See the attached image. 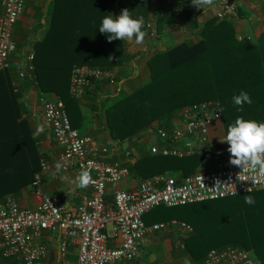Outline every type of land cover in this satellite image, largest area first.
I'll list each match as a JSON object with an SVG mask.
<instances>
[{
  "label": "built area",
  "instance_id": "2783aa9c",
  "mask_svg": "<svg viewBox=\"0 0 264 264\" xmlns=\"http://www.w3.org/2000/svg\"><path fill=\"white\" fill-rule=\"evenodd\" d=\"M238 0H218L215 17L230 20L237 12ZM0 15V72L9 69L11 56L16 50L14 26L23 12L24 0H1ZM34 52H28L17 69L21 83L28 72L34 70ZM106 79L115 82L112 70L74 66L71 71L70 92L80 98L94 81ZM17 91L16 87L13 89ZM42 118L50 126L55 143L61 148L58 162L62 171L87 169L94 183L73 209L67 210L61 199L41 190V171L48 169L45 158L40 159V172H36L32 186L39 195L36 206H21L14 196L0 200V256L20 264H40L48 247L43 241L44 232L59 234V254L63 257L67 247L77 249L75 264H114L133 261L142 252L148 233L173 231L178 248H185V239L193 227L176 219L146 225L144 216L158 206L175 207L191 203L222 199L264 190V178L255 172L241 171L230 164V153L213 162L211 168L194 172L178 181L167 174L142 178L131 189L119 187L130 177L129 168L118 161H108L97 156L99 148L91 136L82 135L71 126L61 99L49 98L39 93ZM222 119L220 102L205 100L185 106L172 127H157L155 134L164 146L153 147L163 156L184 158L197 153H207L209 129L212 122ZM108 152L100 149L101 155ZM128 153V152H127ZM239 177V178H238ZM251 191H247V189ZM111 195V200L107 196ZM120 237L116 247L107 244L108 225ZM199 264H261L252 249L226 244L212 248Z\"/></svg>",
  "mask_w": 264,
  "mask_h": 264
},
{
  "label": "trees",
  "instance_id": "16d2710c",
  "mask_svg": "<svg viewBox=\"0 0 264 264\" xmlns=\"http://www.w3.org/2000/svg\"><path fill=\"white\" fill-rule=\"evenodd\" d=\"M152 4L156 5V34L174 23L197 26L194 16L198 11L193 13L190 9L191 0H53L49 32L35 46L32 75L38 90L57 93L69 118L77 99L69 88L74 66L86 64L112 70L133 55L126 51L127 41L109 42L107 35L99 31L103 18L111 14L117 18L127 8L133 18L144 17L146 39L153 29L149 17ZM216 19L206 21L198 42L155 51L147 61L151 81L120 98L108 110L106 119L112 135L129 139L155 119L160 127L167 126L183 106L205 100L220 102L226 134L228 126L239 117L264 122L263 44L214 32L209 35L211 27L230 28L226 20L215 24ZM224 37L229 39L223 40ZM146 43L145 40L143 45ZM241 92H247L252 99L251 104L243 105V110L233 102V97ZM162 158V165L175 169L186 163L185 158ZM147 160L141 159L144 171L149 169ZM247 195L254 196V204L245 203ZM209 201L222 202L221 206L208 205L209 217H203L201 210H191L195 214L190 221L193 232L185 240L190 255L201 260L210 249L232 243L253 248L264 264V190ZM182 206H158L148 213L155 221H163Z\"/></svg>",
  "mask_w": 264,
  "mask_h": 264
},
{
  "label": "crops",
  "instance_id": "0c3cea01",
  "mask_svg": "<svg viewBox=\"0 0 264 264\" xmlns=\"http://www.w3.org/2000/svg\"><path fill=\"white\" fill-rule=\"evenodd\" d=\"M217 1L215 0L214 5L205 12L197 10L191 4L190 9L193 13L198 11L194 16L197 26L184 27L174 23L165 27L159 34L155 33L156 5L152 4L149 17L152 20L153 29H151V36L145 39L147 43L138 46L134 40L125 42L126 51L133 52V55L126 58L122 64L113 67L115 82L110 83L106 79L96 80L82 97L76 99L74 108L69 113L72 126L82 135H88L94 139L99 148L97 156H103L108 161H118L127 166L131 172L130 177L122 181L119 187L131 189L140 179L156 174H167L180 181L189 174L211 168L215 160L227 155L229 145L222 143L226 137L223 119L215 120L210 125L208 143L210 151L184 157L186 163L177 169L170 165H162L164 156L153 151V147L160 149L164 146L155 134L156 128L160 127L158 120L151 121L147 128L133 137L122 139L111 134L106 119L112 104L151 81V70L147 61L156 50L173 49L183 42L196 43L202 38L200 31L204 28L206 21L215 17ZM52 3L53 0H24L23 12L13 29L16 50L11 56V66L6 71L0 72V200L7 196H14L21 206L29 208L36 206L39 195L32 183L35 180L36 168L40 172V159L43 157L47 160L49 167L41 171V190L47 195L59 197L67 210H73L81 199L89 194V186L80 189L72 185L71 181L80 171L75 169L56 171L55 165L61 148L55 143L50 126L42 118L40 91L34 84L33 72L26 74L24 84L21 85L17 80V69L24 56L30 51L35 52L36 44L49 32ZM2 10L0 0V15ZM217 21L219 20L216 19L214 23L217 24ZM226 21L230 28L211 27L208 30L209 35L214 32L220 36H231L238 41L247 39L256 45L263 44L264 48V0H238L235 17ZM262 63L264 65L263 59ZM14 87L17 89L16 92L13 91ZM44 94L49 98H60L54 91ZM182 109L174 115L168 127L176 124ZM41 124L45 126V131L33 138L37 126ZM104 147L108 149V152L101 155L100 149ZM143 157L145 160L148 159L146 162L149 163V169L146 171L142 166ZM106 198L111 200V195ZM208 205L221 206L222 202L203 201L191 204L187 208L182 206L180 209L172 210L174 215L167 220L176 219L190 224L195 216L191 211L192 208L198 212L201 210V214L205 213V215L202 214L203 217H209L211 210ZM146 214L144 220L146 225L161 222L155 221L152 213ZM108 233V246H118L120 237L114 233L111 224L108 225ZM58 239L59 234L44 232L43 241L48 247V252L40 264H75L76 247L69 245L62 257L59 254ZM247 249L253 250V248ZM201 260L193 258L186 248L177 247L173 231L162 230L146 235L142 252L137 259L114 264H199ZM0 264L20 263L0 256Z\"/></svg>",
  "mask_w": 264,
  "mask_h": 264
},
{
  "label": "clouds",
  "instance_id": "9594fccd",
  "mask_svg": "<svg viewBox=\"0 0 264 264\" xmlns=\"http://www.w3.org/2000/svg\"><path fill=\"white\" fill-rule=\"evenodd\" d=\"M214 2L215 0H191V4L203 12L213 6ZM144 27V17L133 18L129 9L125 8L117 18H114L112 14L104 17L99 31L107 35L109 42L117 39L130 42L134 40L137 45H140L144 43L147 35L143 30ZM233 102L239 106V110H243V105L251 104L252 99L247 92H241L233 97ZM44 131L43 124L37 126L33 138L38 137ZM222 143L229 145L227 151L230 153L229 162L232 166L239 167L241 171L255 172L259 177L264 178V122L239 117L234 124L228 126L226 137ZM55 167L56 171L60 172L64 168V164L57 162ZM71 183L74 188L85 189L94 181L90 171L83 169ZM247 191H251V189L248 188ZM245 203L252 205L255 200L252 196L247 195Z\"/></svg>",
  "mask_w": 264,
  "mask_h": 264
},
{
  "label": "rangeland",
  "instance_id": "374dc122",
  "mask_svg": "<svg viewBox=\"0 0 264 264\" xmlns=\"http://www.w3.org/2000/svg\"><path fill=\"white\" fill-rule=\"evenodd\" d=\"M252 196V195H251ZM252 197H254V196H252Z\"/></svg>",
  "mask_w": 264,
  "mask_h": 264
},
{
  "label": "water",
  "instance_id": "95a60500",
  "mask_svg": "<svg viewBox=\"0 0 264 264\" xmlns=\"http://www.w3.org/2000/svg\"><path fill=\"white\" fill-rule=\"evenodd\" d=\"M124 144H126V143H124Z\"/></svg>",
  "mask_w": 264,
  "mask_h": 264
}]
</instances>
